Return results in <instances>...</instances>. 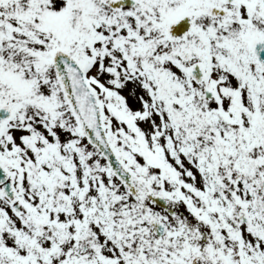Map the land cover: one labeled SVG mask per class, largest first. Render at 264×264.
<instances>
[{"label": "snow or ice", "instance_id": "6c2138e0", "mask_svg": "<svg viewBox=\"0 0 264 264\" xmlns=\"http://www.w3.org/2000/svg\"><path fill=\"white\" fill-rule=\"evenodd\" d=\"M0 264H264V0H0Z\"/></svg>", "mask_w": 264, "mask_h": 264}]
</instances>
